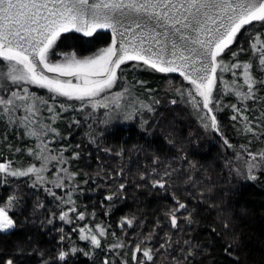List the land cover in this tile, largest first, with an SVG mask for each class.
Listing matches in <instances>:
<instances>
[{"label": "snow or ice", "instance_id": "snow-or-ice-1", "mask_svg": "<svg viewBox=\"0 0 264 264\" xmlns=\"http://www.w3.org/2000/svg\"><path fill=\"white\" fill-rule=\"evenodd\" d=\"M98 30H110L111 42L90 55H82L75 45H68V50L61 47L70 39L91 42ZM73 33L82 35L77 37ZM238 34L244 35L243 41L238 39ZM234 43L236 48L231 47ZM226 50L232 57L230 61L222 55ZM241 53L247 54L245 59L240 58ZM133 61L142 63H126ZM132 67H146L163 74L178 73L183 80L166 90L175 97L169 102L190 105L203 127L219 134L223 146L228 148L236 146L224 134L218 112L225 107L231 109L229 119L235 122L233 126L246 137L247 143L239 145L241 151L235 155L237 160L243 157V166L230 168L229 174L264 185V147H253L257 141L264 144V0H0V124L3 125L0 131V236H11L20 227L15 213L22 211L27 203L22 185L32 190L42 188L46 196L53 198V207L48 208L38 192L33 191L31 194L37 199L32 215L37 216V210L43 209L39 213L43 216L40 226L52 225L60 233L57 246L51 250L33 245L31 237L26 242H15L11 248L0 246V264H25L33 256L37 257L36 264H73L81 255L90 264H197L198 261L216 264L211 241L206 246L194 238L183 239L178 235L183 232L181 220L189 227L197 221L193 215L196 208L175 191L171 193L172 205L165 209L170 229L176 230L175 239L171 230L159 236V231H163L159 218L144 232L143 221L135 213L121 217L120 235L109 232L110 226L103 222L79 223L86 216H96L95 209L89 212L85 206L81 211L78 197L74 199V195L86 191L81 184L88 185L95 175L116 185L113 189L107 183H97L96 189H87H110L100 201L109 214L127 198L128 180L117 183L116 177H123V168L110 173L100 165L92 173L85 167H74L73 161L83 159L84 154L77 150L81 146L68 143L53 147L57 138L64 139V134L55 126L56 121L65 119L61 112L75 110L77 105L81 110L91 107L93 111L103 107L107 117L102 121L105 125L114 119L133 121L139 116L141 130L151 134L152 125L145 112L155 115L156 106L163 101L151 95L156 90L145 87L148 81L133 75L135 84L150 94L141 98L135 84L127 80L128 69ZM218 68L231 72L234 78L225 81L223 90L217 87V81L223 79V72L218 75ZM33 86L46 89L48 95H38ZM114 87L122 91L113 93ZM225 95H232L234 101L224 103ZM44 111L51 115L42 117ZM72 123L79 126L81 121L72 117L69 125ZM89 129V142L96 144L98 136L104 133L95 134L91 125ZM26 139L32 143L25 145ZM165 139L174 145L175 131H170ZM69 149H72L70 155H65ZM25 152L32 158L27 162ZM176 159L187 160V155ZM153 163L160 167L153 168L151 174L139 172V179L148 183H137L136 187L145 188L150 183L152 189L168 192L178 169L158 154L153 156ZM50 166L56 169L55 173ZM188 168L191 171L184 183L196 188L195 195L191 192L188 195L199 203L208 202L205 191L211 193L213 188L198 187L199 181L192 175L197 170L195 161H188ZM209 206L217 205L209 203ZM57 218L64 224L77 221L72 232L78 231V239L86 244H77L63 227L56 229ZM133 227L141 231H127ZM229 227L225 220L224 228ZM212 231L217 229L212 227ZM109 236L114 239L109 241ZM231 240L222 251L238 264L239 256L233 250L239 241L238 234ZM97 250L102 253L101 258Z\"/></svg>", "mask_w": 264, "mask_h": 264}, {"label": "trees", "instance_id": "trees-1", "mask_svg": "<svg viewBox=\"0 0 264 264\" xmlns=\"http://www.w3.org/2000/svg\"><path fill=\"white\" fill-rule=\"evenodd\" d=\"M246 28L248 26H245ZM259 28V25H256ZM243 32V30H242ZM74 36L82 34L73 33ZM238 39L243 41L244 35L238 34ZM111 42V34L108 32L98 31V35L94 40L89 42L87 39H70L65 41L61 47L68 50V45H75L79 48L82 55H90L101 47L107 46ZM232 48H236L237 44H233ZM226 61L232 60V57L227 50L222 54ZM245 53L240 54L241 59L246 58ZM135 65V64H130ZM239 71V70H238ZM223 72V79L217 81V87L224 89L225 81H231V72L218 68V75ZM133 75L136 79L146 80L148 84L145 87L155 89V93L151 95L157 96L163 101L161 105H157L155 115L145 112V117L149 119V125H152L149 132H144L140 128V119L133 121L122 122L114 120L108 125H102L101 118L98 123L94 120H88L85 124L82 123V116H88L91 110H81L77 105L75 110L69 108L67 111L61 112L65 119L56 121L57 127L64 134V139L57 138L53 142V147H58L60 144L71 143L73 146L79 144L81 147L77 149L81 151L83 159L81 161H73L74 167H85L87 171L95 173L98 166L103 165L104 169L111 172H118L120 168L124 169L123 177L117 176V183L121 179H127L126 199L118 204L109 214L108 209L101 205L100 201L104 197V193L110 189L100 187L96 191H88L87 189H96L97 183L115 184L111 180L104 181L93 175V180L89 181L88 185L81 184L80 186L86 191L82 194L74 195L80 210L83 211L85 206L88 211L93 209L96 211V216H86L84 223L103 222L109 227V232L115 231L117 235L121 234L120 219L124 215L135 213L138 220L143 221V231L148 232L156 220L159 218L162 222L163 231H159V236L163 237L165 231H173L174 239L176 238V230L170 229V223L165 216V209L173 203L171 193H175L188 204L194 206L196 211L193 213L196 223L190 227L182 220L180 226L183 232L178 233L183 239H195L203 242L206 246L211 241L213 255L216 258V264H236V261L223 253V248L232 242L231 238L234 235L239 236L238 244H234L233 250L239 256L238 264H264V185L253 182H245L242 179L235 178L234 174L230 176L229 170L233 168L234 163L238 161L235 158L236 152L241 151L239 145L246 144L247 140L244 135L237 131V127L233 126L235 122L230 121L232 114L231 109L225 107L223 111L218 112V119L224 128V134L229 138L231 143L236 146L228 148L223 146L221 136L213 131L206 130L194 114L191 112L188 105L178 103L172 105L169 101L175 98L171 92L166 90L170 87L177 86L182 77L178 73L163 74L154 72L151 69L145 68H129L127 80L135 84ZM242 80V77L239 78ZM135 89L142 94L141 98H147L150 94L143 90L139 84H135ZM39 95L44 96L45 91H39ZM63 99V98H61ZM224 103L234 101L232 95L223 97ZM59 110V105H56ZM50 114V113H49ZM75 117L80 120L79 126L75 123L69 125V120ZM103 117V116H102ZM88 118V117H87ZM159 121L156 124V121ZM91 130L95 134L103 132V136H98L97 143L89 142L88 132ZM175 131V144H168L165 137L170 131ZM0 131H3V125L0 124ZM68 133H71L69 136ZM15 139V137H13ZM25 145L32 143L29 140H24ZM254 148L264 147V144L255 142ZM105 148H111V152L104 151ZM123 149V151H121ZM72 149H69L65 155H70ZM119 153V155H117ZM90 154V155H89ZM160 155L162 159L167 158L172 166L178 169V172L172 177V187L168 192L163 190L157 191L152 189L149 183L148 187L137 188V183H148L139 179V172L151 174L153 168H158V163H153V156ZM187 155V160L176 159L182 155ZM19 155V154H18ZM99 157V159H97ZM243 158V157H241ZM25 162L31 160L30 156L24 153ZM85 161L87 164L85 165ZM188 161L197 163V170L192 172L193 178L199 181L198 187H212L211 193L205 191V196L209 197L208 202L199 203L188 192L195 195L196 188L184 183L186 175L191 171L188 168ZM231 163H228V162ZM39 165L38 161H35ZM52 173L56 169L50 166ZM162 171V168H161ZM82 177H77L81 179ZM26 179V178H22ZM95 181V182H93ZM23 190L27 193L25 199L27 203L20 212H16L20 227L11 236H0V246L11 248L17 241L26 242L29 237L32 238V244L38 245L41 248L51 250L58 244L60 233L53 230L52 225L40 226V220L43 216L39 213L43 209L37 210V216L32 215V209L37 196L32 195L33 191L38 192L39 198L45 203L46 207H53V198L46 196L43 189L32 190L27 185H22ZM187 188V191L185 189ZM62 192L63 190L57 189ZM110 202L105 201V204ZM209 203H214L216 207H210ZM224 209V211H221ZM59 211V209H57ZM73 215V214H70ZM28 218L27 222L25 218ZM33 220L35 223H33ZM227 220L230 227L224 228V221ZM73 224H64L58 218L55 221V228H64L66 233H71L72 240L79 245H85L86 242L78 239L79 233L72 232ZM212 227L217 229L212 231ZM128 232H139L140 228H129ZM131 237H129L130 239ZM109 241L114 238L109 236ZM162 242V241H161ZM67 243V241L65 242ZM155 244V241H153ZM98 258L102 257V253L97 250ZM37 257L33 256L30 261H25V264H36ZM73 264H90V261L82 255L74 259ZM199 264V261L197 262Z\"/></svg>", "mask_w": 264, "mask_h": 264}, {"label": "rangeland", "instance_id": "rangeland-1", "mask_svg": "<svg viewBox=\"0 0 264 264\" xmlns=\"http://www.w3.org/2000/svg\"><path fill=\"white\" fill-rule=\"evenodd\" d=\"M126 63H128V64H137V63H142V62H135V61H133V62H126ZM124 66H122V68H123ZM182 80H183V78H182ZM184 83L185 84H187L188 82L187 81H184ZM32 90L33 91H35V92H37V94L39 95V91H45L46 92V94L44 95L45 97L48 95V93H47V90L46 89H40V88H37V87H35V86H33L32 87ZM120 91H122V89L120 88V87H114L113 89H112V92L113 93H115V92H120ZM41 94V93H40ZM111 95H109V102L111 101ZM126 99H127V97H126ZM101 103H104V101H101ZM189 106V108H190V110H191V112L194 114V116L197 118V120L200 122V120H199V118H198V116L193 112V110H192V108H191V106L190 105H188ZM89 110H91L90 111V113L89 114H87L88 116H86V118H85V116H82V123L83 124H85L88 120H94V123H98V120L101 118V120L103 119V121L104 120H106L107 119V117L105 116V108H103V107H100V108H98V109H96L95 111H93V109L91 108V107H89V108H87V111H89ZM108 111H111V109L109 108L108 109ZM21 114H22V112H21ZM51 114H49V113H47L46 111H44V112H42V117H48V116H50ZM103 116V117H102ZM88 117V118H87ZM139 118V116H137V118L136 119H138ZM115 120V119H114ZM113 120V121H114ZM122 122H128V121H124V120H122V119H120ZM200 124H201V122H200ZM102 125H105L103 122H102ZM202 125V124H201ZM203 126V125H202ZM211 129H208V131H210ZM212 131V130H211ZM236 165H240L241 167L243 166V158H241L240 160H238V161H236L235 163H234V166H236ZM233 166V167H234ZM74 222H76V221H74Z\"/></svg>", "mask_w": 264, "mask_h": 264}, {"label": "water", "instance_id": "water-1", "mask_svg": "<svg viewBox=\"0 0 264 264\" xmlns=\"http://www.w3.org/2000/svg\"><path fill=\"white\" fill-rule=\"evenodd\" d=\"M98 31H101V32H108L111 34L110 30H98Z\"/></svg>", "mask_w": 264, "mask_h": 264}]
</instances>
